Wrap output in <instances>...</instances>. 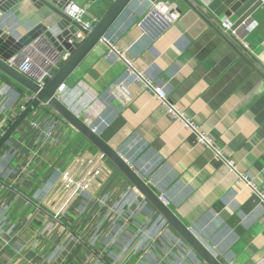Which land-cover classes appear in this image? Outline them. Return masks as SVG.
Segmentation results:
<instances>
[{
	"label": "crops",
	"instance_id": "0c3cea01",
	"mask_svg": "<svg viewBox=\"0 0 264 264\" xmlns=\"http://www.w3.org/2000/svg\"><path fill=\"white\" fill-rule=\"evenodd\" d=\"M157 1L179 18L167 24L151 13ZM112 2L98 0L83 19L101 18ZM254 2L209 0L205 15L234 24ZM58 20L19 0L0 12V30L16 41L46 37L58 33ZM104 39L69 77L64 98L84 103L80 117L220 264H264V82L179 0H133ZM230 40L264 73V7ZM120 57L181 118L135 78L126 99L115 98L110 86L126 69ZM26 95L0 75V137ZM100 154L48 106L19 126L0 149V264H205L107 158L71 196L63 175L76 184Z\"/></svg>",
	"mask_w": 264,
	"mask_h": 264
},
{
	"label": "water",
	"instance_id": "95a60500",
	"mask_svg": "<svg viewBox=\"0 0 264 264\" xmlns=\"http://www.w3.org/2000/svg\"><path fill=\"white\" fill-rule=\"evenodd\" d=\"M19 0H0V12L6 13L17 5ZM37 7H46L59 20L55 24L57 34L46 33V38L57 49L58 52H67L70 57L59 67L47 84L41 88L35 82L21 74L15 67L11 66L9 60L17 54L23 46L37 37L34 34L30 39L23 38L14 40L0 30V75L13 82L18 88L32 95V101L20 112L16 119L10 124L0 137V149L12 137L13 133L22 125L31 114L40 106L46 104L59 117L74 128L92 146H94L108 161L140 192L149 204L164 218V220L177 232L185 243L203 260L205 264H220V262L203 246V244L192 234L178 217L164 204L159 196L143 181L129 164L109 145H107L87 124L85 120L77 116L70 108L56 98V94L65 86L69 77L79 67L85 57L93 48L103 41L108 30L113 26L120 15L129 7L133 0H113L106 12L100 18L98 24L91 33L72 21L64 13L70 4L79 7L85 6L90 0H31ZM155 1V0H154ZM199 18L207 28L212 30L222 42L228 46L249 68L255 72L264 82V73L241 49H239L220 29L191 1L179 0ZM264 7V0H255L254 4L233 24L235 30L256 9ZM151 13H155L152 11ZM82 35L83 38L80 36Z\"/></svg>",
	"mask_w": 264,
	"mask_h": 264
},
{
	"label": "built area",
	"instance_id": "2783aa9c",
	"mask_svg": "<svg viewBox=\"0 0 264 264\" xmlns=\"http://www.w3.org/2000/svg\"><path fill=\"white\" fill-rule=\"evenodd\" d=\"M98 0H90L83 7H79L76 4L70 3L64 10V13L68 18L72 21L80 24L85 31L91 33L94 27L98 24L100 18L91 17L90 20L85 21L83 16L87 13L89 7L96 3ZM204 14L206 13V9L209 3V0H191ZM153 11L159 10L165 16V23H173L176 21L180 12L167 4H164L162 1H157L153 4ZM213 23L220 29V31L226 35L229 39H233L234 30H232V22L227 19H216ZM82 38L83 36L80 35ZM105 42V39L103 41ZM238 44L244 49H248V46L245 41L239 40ZM114 50L111 48L109 50V54H113ZM70 57V54L67 52L60 53L57 49L50 43V41L45 36H37L32 39L28 44L22 47V49L15 54L10 60L9 63L11 66L15 67L21 74L27 76L30 79H35L37 85L43 88L47 82L52 78L55 72L59 69V67ZM125 65V74L123 78L116 83H113L110 86V91L115 98H120V100L124 101L127 96V82L130 78H135L137 82H142L146 87L152 89L154 91L155 96L160 101L161 105L164 106L167 112L172 115L174 118H181L179 112H177L172 106L168 105L167 98L164 91L161 88L153 87L149 80L145 77L144 74L136 72L130 62L120 57ZM79 95V94H77ZM56 98L59 99L62 103H64L68 108H70L77 116L80 117L82 112H86L87 108L84 103L81 102L77 97H74L72 102L69 99L68 101L64 98V88L58 92ZM122 97V98H121ZM32 101V95H26L24 97L23 104L20 107V112L23 111L26 106ZM79 105V106H78ZM40 106H47L44 103H41ZM39 106V107H40ZM77 107V108H76ZM90 126V123L86 121ZM186 122V126L189 127L193 133L197 134L198 139L209 145V141L206 136L200 134L197 128L188 121ZM91 127V126H90ZM93 131L95 129L93 128ZM105 156L100 154L93 164L92 169L84 176V178L78 181L76 184L71 180L68 174H64L62 180L67 189H70L71 196L77 194L79 192L85 191L90 183V179L92 176H98L100 174V165L104 162ZM75 187L73 189V185ZM160 200L167 205L166 200L163 197H159Z\"/></svg>",
	"mask_w": 264,
	"mask_h": 264
}]
</instances>
